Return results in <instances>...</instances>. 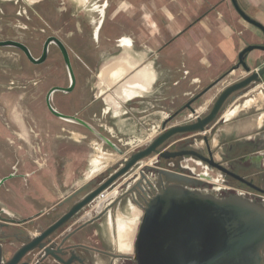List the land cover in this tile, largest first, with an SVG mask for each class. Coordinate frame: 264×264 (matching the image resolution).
<instances>
[{"label":"crops","instance_id":"crops-1","mask_svg":"<svg viewBox=\"0 0 264 264\" xmlns=\"http://www.w3.org/2000/svg\"><path fill=\"white\" fill-rule=\"evenodd\" d=\"M236 2L247 15L264 25V0ZM138 5L156 8L153 23L158 22V32L147 26L146 15H139V19L134 21L135 15L131 11H126L127 18L123 23H113L122 13L121 7L131 6L125 0L109 17L112 24L105 26V19L98 21L90 36V53L80 55L81 67L74 68V71L83 72L81 77L75 73L73 91L74 102L81 108L72 113L63 112L77 113L110 135L115 130L118 133L126 130L131 136H136L138 131L147 134L151 129L152 135L157 133L149 121L168 117L170 112L229 72L196 105L199 106L198 114H202L222 88L245 76L242 69L230 71L237 62L239 51L247 45L264 42L262 32L236 15L229 0H139ZM246 61L252 70L258 68L264 65V52L253 50L247 54ZM89 70H93L91 81L88 80ZM123 71H129L127 76L130 78L118 88L120 96L113 92L99 96V92L106 89L103 81L112 80L113 75ZM99 72L100 78L97 77ZM248 92L254 93L250 97L245 95L247 98L241 103L228 104L206 134L216 157L223 147L230 159L245 152H256V167L259 168L264 167V142L258 147L254 142L240 147L237 142L259 135L258 131L264 125V78L261 83L252 85ZM22 97H11L9 93L2 95L5 103L16 105L17 109L25 103ZM15 111L11 117L23 130V115H16ZM252 111L258 112L257 115ZM54 119L58 121V118ZM54 121H46L40 126L39 130L45 131L42 133L45 134L47 163L42 169L33 167L35 173L29 178L26 191L34 199L44 197L49 204L65 197L106 165L93 167L91 160L94 154L85 159L81 143L87 138L86 131ZM52 123L58 127H52ZM99 150L102 148H96V153ZM60 157L65 159V167L61 170L58 166ZM22 185L19 181L9 186L13 193L4 192L0 199L18 203L24 195Z\"/></svg>","mask_w":264,"mask_h":264},{"label":"water","instance_id":"water-1","mask_svg":"<svg viewBox=\"0 0 264 264\" xmlns=\"http://www.w3.org/2000/svg\"><path fill=\"white\" fill-rule=\"evenodd\" d=\"M238 15L247 23L257 27L264 37V25L247 15L230 0ZM50 45L58 48L68 74L67 86H52L46 92L45 104L48 111L63 121L77 124L92 134L101 145H105L118 155L124 151L110 137L103 134L96 125L76 114L58 111L51 102L53 93H71L76 86V77L65 44L56 36H48L41 53L34 57L30 49L17 40H0V47H15L23 52L33 64L45 62ZM253 50L264 52V44H250L239 51L236 64L230 69H242L245 76L226 85L220 90L208 111L198 114L204 94L216 86L225 75L217 78L199 93L190 98L172 116L166 117L160 132L151 138L143 148L136 150L112 166L87 178L77 186L59 205H67L68 212L54 223L48 232L66 222L74 213L89 209L101 215L115 206L124 196L134 192L145 194L158 180L166 182L160 191L146 195L142 204V220L134 238L132 252L138 264H261L259 250L264 242V206L239 196L218 197L200 191L197 186L204 183L199 177L156 168L154 163L144 164L151 156L171 159L194 156L206 162L211 168L220 170L234 179L244 181L238 174L222 166L213 156L206 133L224 113L228 104L243 97L250 87L264 78V65L251 69L246 56ZM129 71L113 75L112 80L103 81L106 89L99 92L117 95L118 88L126 82ZM101 77V72L97 74ZM103 99H105L103 95ZM186 110L193 120L180 124H169L175 115ZM178 113V114H177ZM176 135L179 139L202 136L206 144L207 156L194 150L169 151L167 146ZM106 174V176H103ZM5 180L0 181V185ZM8 264H12L9 262Z\"/></svg>","mask_w":264,"mask_h":264},{"label":"flooded vegetation","instance_id":"flooded-vegetation-1","mask_svg":"<svg viewBox=\"0 0 264 264\" xmlns=\"http://www.w3.org/2000/svg\"><path fill=\"white\" fill-rule=\"evenodd\" d=\"M97 1L99 0H94L92 3L99 6L96 4ZM102 19L106 18L102 16ZM2 20L0 8V40H16L13 35H3ZM26 46L29 48L28 45ZM3 49L12 52L3 53ZM56 49L59 51L57 47ZM18 52L25 57L18 48L0 47V181L5 178L0 185V194L5 192L11 195L13 190L9 186H14L19 181L22 182L24 189V195L18 203L9 199H0V264H8L9 262L12 264H138L132 252V245L142 220L143 199L146 195L160 191L167 183L158 180L152 187L145 189L146 195L136 192L133 196L128 194L115 206L99 216L89 209L80 210L66 222L48 232V229L68 212L69 207L59 205V203L71 192L54 204H49L44 197L34 199L31 194L26 192L28 180L35 173L33 167L42 169L46 165L47 152L44 142L45 134L41 133L43 140L38 139L36 142L35 136L40 133H36L35 125L33 123L30 125L28 119L25 121L24 117L25 126L23 130L20 129L11 117L12 111L17 110V106L14 107L11 103L7 104L2 99L4 93H9L11 97H17L20 89L25 87L27 93L29 91L33 93V81L29 85L28 81L24 84L19 79ZM22 98L24 100V96ZM26 98L29 100V95ZM29 114H33V112ZM73 114L79 116L77 113ZM203 114L205 113L201 115ZM32 122L34 121L32 120ZM262 128L261 131H258L259 135H255L249 140H240L237 142V146H247L254 142L255 147H258L259 143H263L264 137L261 136V132L264 133V125ZM206 136L208 137L207 134ZM173 139L167 146V150L194 149L207 156L206 144L203 140L202 147L195 145L196 141L202 139V136ZM144 146L138 147L136 150ZM225 149L223 147L222 151L218 153V157L211 149L214 158L222 166L238 174L244 181L234 179L226 173L212 168L222 175L226 187L216 189L204 182L197 188L202 192L212 193L218 197L235 195L264 206V167H256L258 158L256 152H245L230 159L227 156V149ZM186 158L199 160L194 156L171 159L158 156L154 166L176 172L180 171L190 176L188 170L179 167L180 160ZM201 162L208 165L206 162ZM58 163L60 170L65 167L64 158L60 157ZM144 164L147 163L144 162ZM259 254L261 264H264V242Z\"/></svg>","mask_w":264,"mask_h":264},{"label":"rangeland","instance_id":"rangeland-1","mask_svg":"<svg viewBox=\"0 0 264 264\" xmlns=\"http://www.w3.org/2000/svg\"><path fill=\"white\" fill-rule=\"evenodd\" d=\"M93 1L94 0H89V3L88 0L82 2L78 0H0V8L3 17L2 24L4 28L3 35H13L16 40L28 45L34 57L39 56L45 38L49 35H54L67 47L72 67L75 69L80 68L81 64L79 56L84 53H90V36L92 31L96 29L97 22L101 21L102 16H104L106 18L105 26L112 24V21H109L108 19L116 7L124 0H99L96 2L99 6L94 5L92 3ZM125 1L130 2L131 6L121 7L120 10L122 13L115 18L113 23H123L127 18L126 11H131V14L135 15V18L133 19L134 21L139 19V15H146L148 18L147 26L153 31L158 32V22L156 23L157 26L153 23V21L156 20L157 15L155 7L145 8L144 6H139V0ZM150 1L153 0H148V2ZM226 14L228 15V12ZM235 14L237 15L238 13L235 11ZM135 47H138V44H135ZM2 51L3 53L12 52L5 49ZM17 62L19 79L23 81L24 84L28 81L27 83L29 85L31 84V81H33V93L30 91L27 93L26 87L20 89L18 95L24 96L25 103L20 105V108L17 109V112L15 111V114L17 115L18 113L20 116L23 115L25 121L28 119L30 125L31 123L35 125V132L40 133L35 136L37 142L38 139L43 140L41 133L45 132L39 130L40 126H42V124L44 125L46 121L51 120L52 122L55 120V116L48 111L45 105V94L52 86H67L69 82L68 74L63 64L61 54L57 51L54 45L50 46L47 59L40 65L32 64L20 52H18ZM92 71L93 70H89L87 73L89 75V81H91L90 75ZM74 73L79 75V77L83 74L80 70L74 71ZM86 90H88V96H90L89 88ZM73 91L71 93H63L60 91L53 93L51 102L54 108L60 112L65 111L68 113L79 110L81 105L74 102L75 93H73ZM253 93L254 92H247L245 95L250 97ZM27 95H29V100L26 98ZM247 97L243 96L239 98L236 103H241ZM26 101L29 102L27 103ZM183 106L184 104L170 112L169 116ZM208 109L203 113H206ZM31 112H33V114H29ZM252 113L257 115L258 112L252 111ZM187 114L188 112L186 110L181 111L180 114L176 115L169 124H180L194 119V117H187ZM164 119L165 118L158 117L153 119V122L149 121V124L154 125L153 129L158 130L157 133H159L161 123ZM32 120L34 122H32ZM54 122L63 124L68 128L86 131L88 133L87 138L81 143V149L86 155L85 159H89L93 154L95 155V149L100 147L102 148V152L109 154L111 157L106 165H104L105 168H108L127 157L131 152L138 147L145 145L157 134L155 132L152 135L153 130L151 129L150 131L147 130V134H141V132L138 131L136 136H131L126 130L123 131L124 133H118L115 130V133H111L112 135H110L105 129L94 124L103 134L110 137L120 148L123 149L124 155L120 156L107 146L101 145V143L85 128L77 124L63 121L59 118L58 121L55 120ZM51 126L58 127L53 125V123ZM261 136L264 137V133L261 132ZM179 137H182V135H176L175 138ZM153 159H155V156H151L146 159L145 162L152 161ZM103 168L101 170H103Z\"/></svg>","mask_w":264,"mask_h":264},{"label":"built area","instance_id":"built-area-1","mask_svg":"<svg viewBox=\"0 0 264 264\" xmlns=\"http://www.w3.org/2000/svg\"><path fill=\"white\" fill-rule=\"evenodd\" d=\"M202 144H203L202 139L199 141H196L197 147H202ZM156 161L157 159L155 157V159H153L152 161L146 162V163H151V162L154 163ZM168 165H171V164L168 163ZM179 167L180 169L188 170L190 172V176H193V177H199V175L205 176L206 178H204L203 181L205 183L212 185L216 189L226 187L222 175L215 172L212 168H210L206 164H203L199 160H195L191 158L182 159L179 162ZM177 172H180V171H177Z\"/></svg>","mask_w":264,"mask_h":264},{"label":"bare ground","instance_id":"bare-ground-1","mask_svg":"<svg viewBox=\"0 0 264 264\" xmlns=\"http://www.w3.org/2000/svg\"><path fill=\"white\" fill-rule=\"evenodd\" d=\"M80 2L82 1H86V0H78ZM105 69V68H104ZM109 70V69H108ZM105 71V70H104ZM110 72V71H109ZM108 73V72H107ZM106 73V74H107ZM105 74V73H104ZM111 159L110 155L102 152V151H97V153L95 155L92 156V160L91 163L93 164V167H98L99 165L103 164V163H107L109 160ZM96 169V168H95ZM98 172V171H97ZM94 174V172L92 173V175ZM88 176V175H87Z\"/></svg>","mask_w":264,"mask_h":264}]
</instances>
